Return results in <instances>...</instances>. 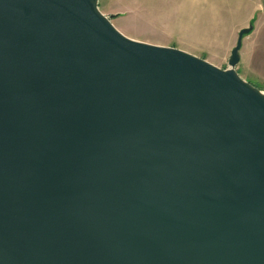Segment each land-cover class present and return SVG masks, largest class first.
<instances>
[{
	"label": "water",
	"instance_id": "95a60500",
	"mask_svg": "<svg viewBox=\"0 0 264 264\" xmlns=\"http://www.w3.org/2000/svg\"><path fill=\"white\" fill-rule=\"evenodd\" d=\"M120 31L99 0H0V264H264V91Z\"/></svg>",
	"mask_w": 264,
	"mask_h": 264
},
{
	"label": "rangeland",
	"instance_id": "374dc122",
	"mask_svg": "<svg viewBox=\"0 0 264 264\" xmlns=\"http://www.w3.org/2000/svg\"><path fill=\"white\" fill-rule=\"evenodd\" d=\"M99 7L131 38L175 46L224 69L239 31L254 24L236 69L264 91V0H99Z\"/></svg>",
	"mask_w": 264,
	"mask_h": 264
},
{
	"label": "bare ground",
	"instance_id": "6f19581e",
	"mask_svg": "<svg viewBox=\"0 0 264 264\" xmlns=\"http://www.w3.org/2000/svg\"><path fill=\"white\" fill-rule=\"evenodd\" d=\"M203 16L205 17V15L203 14Z\"/></svg>",
	"mask_w": 264,
	"mask_h": 264
}]
</instances>
